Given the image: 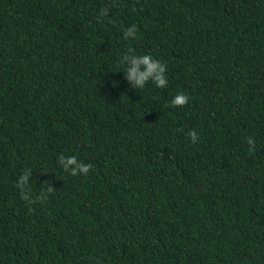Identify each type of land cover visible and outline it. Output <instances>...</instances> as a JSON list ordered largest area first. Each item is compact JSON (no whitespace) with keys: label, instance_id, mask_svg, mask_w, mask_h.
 Segmentation results:
<instances>
[{"label":"trees","instance_id":"trees-1","mask_svg":"<svg viewBox=\"0 0 264 264\" xmlns=\"http://www.w3.org/2000/svg\"><path fill=\"white\" fill-rule=\"evenodd\" d=\"M0 264H264V0H0Z\"/></svg>","mask_w":264,"mask_h":264},{"label":"clouds","instance_id":"clouds-1","mask_svg":"<svg viewBox=\"0 0 264 264\" xmlns=\"http://www.w3.org/2000/svg\"><path fill=\"white\" fill-rule=\"evenodd\" d=\"M136 28L135 24H132L124 31L125 38L131 36L133 39L136 38ZM125 78L129 81L135 82L136 85L144 86L148 81L155 83L157 87H164L167 85V68L164 63L159 59L153 58L150 54H140L133 55L131 59L128 60L127 67L124 70ZM188 100V97L183 93L176 94L170 101L172 105L184 104ZM188 135L193 141L197 139V133L195 130H189ZM249 150H251V145L253 141L251 138L248 139ZM61 160L64 164L65 169H67L68 164L74 163V157L68 156ZM91 167L90 164H78L75 168L71 169V174L76 175L79 173H87L88 169ZM22 180L27 179V175L21 177Z\"/></svg>","mask_w":264,"mask_h":264}]
</instances>
